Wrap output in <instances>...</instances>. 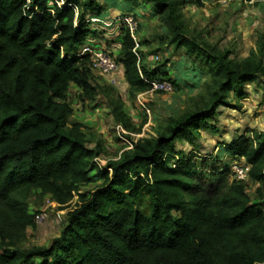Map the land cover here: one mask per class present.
I'll return each mask as SVG.
<instances>
[{"label":"trees","instance_id":"16d2710c","mask_svg":"<svg viewBox=\"0 0 264 264\" xmlns=\"http://www.w3.org/2000/svg\"><path fill=\"white\" fill-rule=\"evenodd\" d=\"M58 1L0 0V264H264V132H238L219 152L178 145L194 143L202 128L218 131V109L236 108L246 84L264 85L261 60L236 62L229 50L186 34L181 7L201 0H137L150 6L169 46L204 60L194 77L207 73L215 90L204 108L167 117L155 136L100 167V144L90 146L84 125L71 117L68 89L75 85L89 101L105 95L81 48L96 47L89 19L106 12L107 0ZM124 2L125 14L132 13ZM117 38L116 61L133 93L149 90L151 80L175 88L188 76L164 62L145 64L124 26ZM110 108L116 124L139 131L120 104ZM241 158L258 203L232 177L230 162ZM33 191L66 213L58 236L24 247L26 229L35 227Z\"/></svg>","mask_w":264,"mask_h":264},{"label":"rangeland","instance_id":"374dc122","mask_svg":"<svg viewBox=\"0 0 264 264\" xmlns=\"http://www.w3.org/2000/svg\"><path fill=\"white\" fill-rule=\"evenodd\" d=\"M124 1L107 0L106 12L100 14L99 18H108L110 8L116 5L121 11L119 13L117 11L116 15L108 19L112 20V17L125 14L123 10L127 4L125 5ZM128 1H131L128 4L132 6V13L126 14L133 16L134 13L139 20L134 35L143 53L144 63L150 67H156L164 62L167 68L174 69V66H177L173 70L177 74L184 72L190 77L176 80L178 85L175 88L133 93L125 82L123 69L119 65L112 77L113 82L109 76H94L96 84L107 88L105 95L102 91L99 92L94 101L82 99L79 90L71 84L68 89V102L72 108L71 117L84 125L83 132L90 146L100 144L102 153L97 157V165L100 167H105L116 158L114 156L118 154L117 152L130 148L140 138L155 136L157 125L164 122L167 117L204 108L211 101L215 90V84L207 73L202 72L197 79L194 77L195 71L204 64V60L193 55H186L183 49L175 51L166 42L164 30L159 26L158 21L151 16L150 6L141 4V1H138L136 5L134 2L137 0ZM58 2L62 4L63 0ZM260 3L255 1L252 5ZM229 5L230 3H221L217 0H201L199 5L195 1L185 2L181 7L185 33L198 37L214 49L229 50L231 59L236 62L261 60L264 65V13L253 20L252 14L247 13L246 17L242 16L240 8L241 11L238 9L236 11ZM240 23L245 27H241ZM90 24V27L97 31L95 36L99 34L92 44L98 43L100 50L117 58V26L113 23L114 25L106 27L108 30L106 31L102 29L104 27L99 28L97 24L94 26L92 22ZM156 55L158 59L154 60ZM258 84L245 85L247 94L244 99L233 100L236 108L220 107L218 109L217 118L212 121L218 131L202 128L199 138L194 143L182 141L178 145L186 150L194 147L203 154L211 151L219 152L220 144L229 140L237 131L240 133L246 131V136L250 134V130L264 132V86ZM114 102L120 104L131 125L139 131L117 129L110 108V103ZM222 160L228 159L222 157ZM94 182H97L96 178L82 186L81 191L92 187ZM244 184L251 201L258 203L259 200L254 192L255 183L247 179ZM75 201L76 196L72 204ZM28 206L29 212L35 214V227L26 229V236L21 245L24 247L46 245L52 238L59 235L66 209L60 210L48 195H41L39 191L32 192L28 199ZM261 207L264 210V201Z\"/></svg>","mask_w":264,"mask_h":264},{"label":"built area","instance_id":"2783aa9c","mask_svg":"<svg viewBox=\"0 0 264 264\" xmlns=\"http://www.w3.org/2000/svg\"><path fill=\"white\" fill-rule=\"evenodd\" d=\"M217 1L221 3H233L235 1H239L241 3L247 2V0H217ZM108 18L100 19L98 17H91L89 21L98 24L99 28L104 27L102 28L103 30L106 29V27H110L111 25L114 24L115 26H117V28H119L120 26H124L129 30L131 36L136 41L134 33L137 27V21L134 18V16L130 14H123L112 17V20H109ZM85 52L90 54V60H91L90 68L93 76H98V75L105 77L109 76L111 82H113L112 77L117 72L119 66L118 62L116 61V57L107 52H104L103 50L91 46L89 43L84 44L81 48V53H85ZM155 59L156 60L158 59L157 55L154 56V60ZM149 83L151 87L149 90L145 92H151L154 90H165L168 87L172 88L170 83H168L165 80H151L149 81ZM116 127L117 129L123 130L121 124H117ZM97 159L98 158L96 157L95 158L96 162ZM230 170L232 173V177L235 178L236 180L244 182L248 179L249 165H247L246 163H241L239 161L232 162L230 164Z\"/></svg>","mask_w":264,"mask_h":264},{"label":"crops","instance_id":"0c3cea01","mask_svg":"<svg viewBox=\"0 0 264 264\" xmlns=\"http://www.w3.org/2000/svg\"><path fill=\"white\" fill-rule=\"evenodd\" d=\"M255 1H259V2H261L260 4H256V5H252V3L253 2H255ZM250 4V5H249ZM232 9H235L236 11H237V9H238V11H241V15L242 16H245L246 17V15H247V13L248 14H252L253 15V20L255 19H258L259 18V14H261V13H264V0H247V2H245V3H241V2H239V1H235V2H233V3H230V5H229ZM121 7V6H120ZM241 10H240V9ZM118 11V13L121 11L120 10V8H119V6H117L116 5V7H114V8H110V10H109V12H110V15L108 16V17H110V16H113V15H116L115 13ZM242 16H240V17H242ZM95 17H98L99 18V16H95ZM244 17V18H245ZM243 22H247L246 20H243ZM241 24V23H240ZM92 25H94V26H96V24L95 23H92ZM98 25V24H97ZM247 25V24H246ZM245 27V25L244 24H241V27ZM104 30H106V31H108L107 30V28L106 29H104ZM99 36V34L97 35V37ZM91 43H92V41H94V40H96V36H93V37H90L89 39H88ZM96 48L97 49H99L100 47H99V44L97 43L96 44ZM257 83H259L258 85H263L262 83H260V82H257ZM249 85H250V83H248ZM251 84H254V83H251ZM264 86V85H263ZM258 87V86H257ZM77 88V87H76ZM78 89V88H77ZM249 89V88H248ZM79 90V89H78ZM238 132L239 131H237L236 132V134H234V135H232V137L230 138V136H229V140H227V141H231L237 134H238ZM226 141V142H227ZM235 161H239V162H241V163H245L244 162V159H236V160H234V161H231L230 163H232V162H235ZM255 185L257 186V184L255 183Z\"/></svg>","mask_w":264,"mask_h":264}]
</instances>
